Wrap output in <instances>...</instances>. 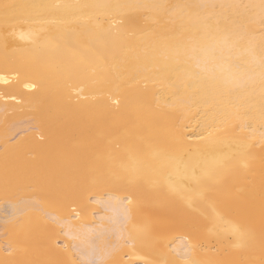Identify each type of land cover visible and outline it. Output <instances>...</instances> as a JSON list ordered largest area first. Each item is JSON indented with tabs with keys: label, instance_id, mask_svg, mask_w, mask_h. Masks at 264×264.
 <instances>
[{
	"label": "bare ground",
	"instance_id": "1",
	"mask_svg": "<svg viewBox=\"0 0 264 264\" xmlns=\"http://www.w3.org/2000/svg\"><path fill=\"white\" fill-rule=\"evenodd\" d=\"M11 187L0 264H264V0H0Z\"/></svg>",
	"mask_w": 264,
	"mask_h": 264
},
{
	"label": "rangeland",
	"instance_id": "2",
	"mask_svg": "<svg viewBox=\"0 0 264 264\" xmlns=\"http://www.w3.org/2000/svg\"><path fill=\"white\" fill-rule=\"evenodd\" d=\"M8 190L0 194V202L7 203L8 201L17 200L19 199V197H22V192L20 188L18 189V187H11ZM3 198H5L6 201H4Z\"/></svg>",
	"mask_w": 264,
	"mask_h": 264
},
{
	"label": "snow or ice",
	"instance_id": "3",
	"mask_svg": "<svg viewBox=\"0 0 264 264\" xmlns=\"http://www.w3.org/2000/svg\"><path fill=\"white\" fill-rule=\"evenodd\" d=\"M5 7H8L7 5H5Z\"/></svg>",
	"mask_w": 264,
	"mask_h": 264
}]
</instances>
